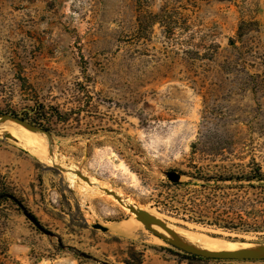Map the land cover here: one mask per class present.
<instances>
[{"label": "rangeland", "instance_id": "374dc122", "mask_svg": "<svg viewBox=\"0 0 264 264\" xmlns=\"http://www.w3.org/2000/svg\"><path fill=\"white\" fill-rule=\"evenodd\" d=\"M8 113L50 129L64 166L0 132V264H264L186 252L68 174L187 232L264 246L259 226L204 225L222 208L264 220V186L226 180L264 177V0H0Z\"/></svg>", "mask_w": 264, "mask_h": 264}, {"label": "bare ground", "instance_id": "6f19581e", "mask_svg": "<svg viewBox=\"0 0 264 264\" xmlns=\"http://www.w3.org/2000/svg\"><path fill=\"white\" fill-rule=\"evenodd\" d=\"M0 132L15 135L16 137H18L20 140H22V142L27 146V148L30 151L36 154L46 164L51 165V166H59V167L64 166L63 158L56 152L55 149L53 150L54 155H52L51 149L49 147L48 139H46V137L43 134L27 129L23 127L22 125H19L15 123L14 121H9V120H4L2 123H0ZM76 170H77V167L75 165L68 166V171H69L68 174H69V178L72 183L75 184L76 181L82 182L86 191H90L92 193L105 194L110 197V194L107 193V191H110V192L117 194V196L121 197V193L114 192L111 189L106 188V186L102 182L94 178H90V180L88 181L82 180L81 176L75 173L77 172ZM111 197L117 200L112 194H111ZM122 199L124 202L123 204H121L119 201L118 202L124 208L129 210L128 206L133 205V202L131 200H126L124 198ZM142 222L148 223L149 226H151V228L167 236V238L170 241L180 244V242H178L174 238V236L166 232L158 224L148 219ZM170 227L178 235H180L184 241H186L188 244H190L191 246L195 248H200L204 250L220 251V252H240V251L252 249L251 245L230 242V241H226V240L216 238L214 236L202 234V233L201 234L200 233H197V234L190 233V232H187L181 228H177L172 225H170ZM123 230L125 233L135 235V231L139 230V227H134V226L127 227V225H125L123 226Z\"/></svg>", "mask_w": 264, "mask_h": 264}, {"label": "water", "instance_id": "95a60500", "mask_svg": "<svg viewBox=\"0 0 264 264\" xmlns=\"http://www.w3.org/2000/svg\"><path fill=\"white\" fill-rule=\"evenodd\" d=\"M7 118H10L11 120H13L14 122H17L27 128H29L30 130L36 131L38 133H42L45 134L47 136L48 142L50 144V146H52V135L40 128L34 127L32 125H30L27 122H24L22 120L10 117V116H2L0 119V123H2L4 120H7ZM51 153L52 155H54V151L53 148L51 147ZM79 176L82 177L81 174H79ZM169 179L174 182L177 183L180 180V175L176 172H171L168 175ZM226 183V181H221V182H214L213 185H224ZM231 185L233 186H264V180H256V181H231L230 182ZM109 194H112L121 204H123V199L119 196H117V194L107 191ZM6 197H10L13 198L12 196L6 195ZM129 210L136 214L137 218L141 221H143L144 219H149L150 221L158 224L160 227H162L166 232L170 233L172 236H174V238L180 242V244H178L180 247H182L186 252H189L191 254H194L196 256H200V257H204L207 259H220V260H264V246H260L257 248H252L250 250H245V251H240V252H220V251H213V250H204V249H200V248H195L193 246H191L190 244H188L186 241H184L182 239V237L180 235H178L171 227L170 224L161 219L158 218L156 216H153L152 214H150L149 212L142 210V209H138L136 206L134 205H130L128 206ZM26 216L28 217V219L35 224V226L41 230V231H46V229L41 225V223L37 220L36 217H34L33 215H30L28 213H26ZM94 229L97 230H101L103 232H107L108 228L100 225V224H95ZM160 237L164 240H168L167 236H165L164 234H160ZM173 244H176L173 241H170Z\"/></svg>", "mask_w": 264, "mask_h": 264}, {"label": "trees", "instance_id": "16d2710c", "mask_svg": "<svg viewBox=\"0 0 264 264\" xmlns=\"http://www.w3.org/2000/svg\"><path fill=\"white\" fill-rule=\"evenodd\" d=\"M224 1V0H223ZM256 77H260L259 75H256ZM8 116L22 120L24 122L29 123L30 125L40 128L48 133L51 134V130L47 127H44L38 119L30 118L29 116H23L20 114L15 113H8ZM227 181H232V179H226ZM239 180V179H237ZM241 180V179H240ZM250 180H264V177H261L260 175L249 179ZM254 188V187H253ZM7 194L0 193V198H5ZM222 211H224V216L221 218L215 220L214 222H205L204 225H210L215 226L221 229L230 230V231H236V232H242L246 231L247 228H253L259 226V228H264V220H259L258 218L256 220H251V212H248L247 210H243L240 212L229 214L225 208H222ZM257 228V229H259ZM255 229V228H254Z\"/></svg>", "mask_w": 264, "mask_h": 264}]
</instances>
